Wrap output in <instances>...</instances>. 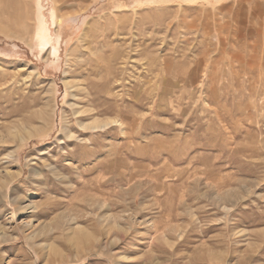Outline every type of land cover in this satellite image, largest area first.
<instances>
[{
	"label": "rangeland",
	"instance_id": "obj_1",
	"mask_svg": "<svg viewBox=\"0 0 264 264\" xmlns=\"http://www.w3.org/2000/svg\"><path fill=\"white\" fill-rule=\"evenodd\" d=\"M0 264H264V0H0Z\"/></svg>",
	"mask_w": 264,
	"mask_h": 264
},
{
	"label": "bare ground",
	"instance_id": "obj_2",
	"mask_svg": "<svg viewBox=\"0 0 264 264\" xmlns=\"http://www.w3.org/2000/svg\"><path fill=\"white\" fill-rule=\"evenodd\" d=\"M42 34H44L43 32H42ZM45 37H46V35H45ZM44 39V38H43ZM235 52V51H234ZM236 64V63H235ZM22 210V209H21Z\"/></svg>",
	"mask_w": 264,
	"mask_h": 264
}]
</instances>
